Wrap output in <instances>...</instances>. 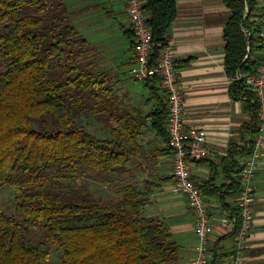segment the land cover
I'll use <instances>...</instances> for the list:
<instances>
[{
  "label": "trees",
  "instance_id": "obj_1",
  "mask_svg": "<svg viewBox=\"0 0 264 264\" xmlns=\"http://www.w3.org/2000/svg\"><path fill=\"white\" fill-rule=\"evenodd\" d=\"M221 1L230 10L222 33L223 67L229 95L241 101L248 115L240 130L245 143H229L221 160L228 184L217 186L213 176L192 180L207 200L219 199L237 218V209L224 201L236 194L241 161L251 154L257 106L253 92L236 76L257 70L264 45L254 20L258 0ZM144 9L156 60L176 17V1L146 0ZM123 34L132 49V30L123 28ZM155 83L143 82L155 103L149 115L121 107L95 64L93 48L69 22L63 4L0 0V186H12L16 209L14 216L0 209V264H48L50 243L60 249L62 264L177 260L178 245L163 221L142 216L145 198L134 184L122 185L109 200L94 196L89 185L94 176L114 181L108 176L119 174L120 163L138 150L136 137L148 117L149 127L168 142L166 105ZM87 119L107 136L89 132ZM87 171L88 184L67 187L66 182H75ZM165 180L173 182V177ZM27 223L42 231L43 240L29 239Z\"/></svg>",
  "mask_w": 264,
  "mask_h": 264
},
{
  "label": "crops",
  "instance_id": "obj_2",
  "mask_svg": "<svg viewBox=\"0 0 264 264\" xmlns=\"http://www.w3.org/2000/svg\"><path fill=\"white\" fill-rule=\"evenodd\" d=\"M176 17L166 35V43L171 46L178 80L186 100L185 125L204 131L207 142L213 148V154L206 159L191 165V178L194 181H206L214 177L217 186L226 185L229 179L221 168V160L227 153L229 143L243 142L240 130L248 120L242 110L240 100L231 98L228 91L230 80L224 67V40L222 37L224 23L230 10L221 0H175ZM262 0H258L260 5ZM53 4L61 3L69 13V22L91 45L96 56L95 64L108 78L120 98V106L130 110L138 109L142 115H149L154 109V101L147 95L141 100L133 101L125 87L122 72L129 76L127 69L132 61V49L126 45V60L121 65L115 63L116 50H102L80 31L82 14L96 6L111 17L117 19L119 32L129 28L124 5L121 0H51ZM261 12L254 18L260 22ZM260 29V28H259ZM126 38V37H125ZM116 51V52H115ZM124 69V70H123ZM146 88V87H145ZM158 95L161 97L160 93ZM146 127L136 137L139 144L133 156L119 165L118 185L134 184L143 194L145 203L141 214L145 217H156L163 221L171 238L178 245L177 260L169 264H190L197 244L194 223L195 217L187 205L184 195L172 190V182L165 177L172 176V151L168 142ZM98 130V128H97ZM103 134V132H102ZM103 135L106 136L104 133ZM101 181V182H100ZM93 180L105 187L104 180ZM252 185L254 189L253 227L245 241L246 264H264V149L257 159ZM91 187V186H90ZM95 192L94 189H92ZM235 194L225 199L224 203L232 207ZM210 234L208 239L209 258L207 264H229L234 256L233 227L223 223L222 218L229 213L223 202L217 198L208 199Z\"/></svg>",
  "mask_w": 264,
  "mask_h": 264
},
{
  "label": "built area",
  "instance_id": "obj_3",
  "mask_svg": "<svg viewBox=\"0 0 264 264\" xmlns=\"http://www.w3.org/2000/svg\"><path fill=\"white\" fill-rule=\"evenodd\" d=\"M121 1L134 38L132 61L127 73L135 81L156 79L155 86L160 90L166 105L165 130L172 151V190L185 196L187 205L195 217L194 232L197 244L190 264H207L210 234L209 203L194 184L190 169L192 163L211 156L213 148L207 142L203 130L185 125L187 103L178 80L171 46L166 43L157 59H152L153 39L146 24L148 18V13L144 9L146 0ZM259 8L262 25L257 34L264 45V0L261 1ZM236 79L243 80L247 88L253 92L257 106V121L254 135L250 138L251 154L241 161L240 183L234 197L238 217L227 213L223 216L222 222L230 223L233 227L234 256L229 264H246L245 241L252 230L254 217L255 196L252 179L257 168V159L264 149V49L262 63L257 70L238 72Z\"/></svg>",
  "mask_w": 264,
  "mask_h": 264
},
{
  "label": "rangeland",
  "instance_id": "obj_4",
  "mask_svg": "<svg viewBox=\"0 0 264 264\" xmlns=\"http://www.w3.org/2000/svg\"><path fill=\"white\" fill-rule=\"evenodd\" d=\"M80 20V31L84 34V36L89 40L90 43L97 45L105 54L106 52H108L109 47L110 49L115 48V50L117 51H115L117 57L115 63H117L118 65H121L120 63L126 60V57L124 56V51L126 49L128 40L125 37L121 36L117 19H112L105 13V11L101 10L100 6H96L91 11H87L86 13L82 14ZM129 29L131 28L129 27ZM94 58H96V56H94ZM122 78L126 80L124 84L126 89L129 91V94L131 95L133 101L141 100L143 94L147 95V87L145 88L143 82L135 81L129 76H125L124 71L122 72ZM113 82V80L110 81V83ZM158 93H160L161 95L159 89ZM83 118L84 117H81L79 121L85 123V120ZM96 125V122L87 119V130L91 133H94L98 137H104V132L97 130ZM87 175H89V171H87L84 176H82L75 182H66L67 187L69 189H72L74 184H88V181L90 182V180ZM108 177L115 179L113 182L105 184V187H101L102 185L97 186L99 185L97 183H95V185L89 183V185L91 186V191L92 189L95 190V192L92 191L94 196L102 197L105 200H109V198L115 196L114 191L119 188V183L117 180L122 176L119 174H114L112 176L109 175ZM94 178L97 181L103 179V177L101 176H94ZM0 209L7 216H14L16 214V209L13 200V188L10 185L0 186ZM25 230L27 236L31 241L35 242L38 240H43L42 231H40L38 228L33 227L31 224L27 223L25 225ZM48 254V264H62L60 249H58L51 243L48 244Z\"/></svg>",
  "mask_w": 264,
  "mask_h": 264
}]
</instances>
